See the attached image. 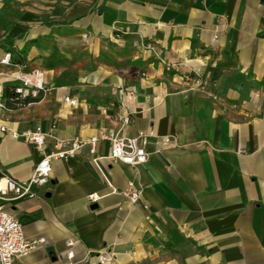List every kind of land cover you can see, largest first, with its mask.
Segmentation results:
<instances>
[{"label":"crops","instance_id":"obj_1","mask_svg":"<svg viewBox=\"0 0 264 264\" xmlns=\"http://www.w3.org/2000/svg\"><path fill=\"white\" fill-rule=\"evenodd\" d=\"M5 52L43 71L45 93L25 102L5 85L0 177L28 180L41 159L8 130L40 129L46 151L148 134L142 165L99 141L100 170L85 145L51 162L34 198L0 200L42 240L12 264H99L101 250L113 264H264V0H2ZM12 71L0 66V82Z\"/></svg>","mask_w":264,"mask_h":264},{"label":"built area","instance_id":"obj_2","mask_svg":"<svg viewBox=\"0 0 264 264\" xmlns=\"http://www.w3.org/2000/svg\"><path fill=\"white\" fill-rule=\"evenodd\" d=\"M2 0H0V3ZM222 26L217 25L214 30L213 41H217V34L221 31ZM86 38V35H82ZM146 49L154 50L151 43L145 44ZM0 66L8 67L13 70L11 73H5V82H0V107H3L1 98L3 97L6 86L10 90L11 98L23 101H34L41 98L45 93L44 88V73L39 69L24 70V66L13 59L10 52H5L0 58ZM169 67V65H166ZM196 88H203V82L196 76L194 80ZM65 102L75 106L76 101L70 98H65ZM128 122V117L123 118V123ZM4 131V128H1ZM10 136L13 138L21 137L26 142L32 144L38 150L41 159L33 168L31 177L25 181H17L12 178L0 177V200L4 203H11L18 199L34 198L35 187H42L49 181V174L51 172V162L54 160L66 159L77 153L83 146H89V152L93 157V162L100 170L98 157H96V149L99 141H107L110 145L109 158L113 162H120L130 166L142 165L147 161V152L140 145L148 134L139 132L135 137H125L117 134H102L100 137H90L82 139L79 137L68 139L54 138L53 147L50 151H46V135L40 129L33 131H26L16 133L8 130ZM169 142V138L165 139ZM115 192V190H113ZM126 200L131 204H136L141 198L139 190H131L124 193ZM88 199L91 202L97 200V196L90 194ZM42 240H31L25 236L23 228L18 220L8 211L4 206L0 205V264H12L14 260L29 255ZM75 245L74 240L67 242L69 251L66 253L67 260L71 261L73 258V251L70 249ZM99 264H113V255L108 250H101L97 253Z\"/></svg>","mask_w":264,"mask_h":264},{"label":"trees","instance_id":"obj_3","mask_svg":"<svg viewBox=\"0 0 264 264\" xmlns=\"http://www.w3.org/2000/svg\"><path fill=\"white\" fill-rule=\"evenodd\" d=\"M25 102H28V100H26Z\"/></svg>","mask_w":264,"mask_h":264}]
</instances>
